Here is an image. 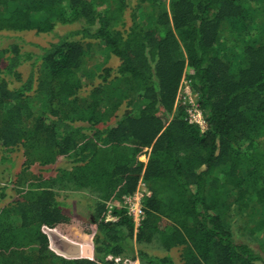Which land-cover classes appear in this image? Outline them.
Instances as JSON below:
<instances>
[{"label": "trees", "instance_id": "trees-1", "mask_svg": "<svg viewBox=\"0 0 264 264\" xmlns=\"http://www.w3.org/2000/svg\"><path fill=\"white\" fill-rule=\"evenodd\" d=\"M129 1L0 0V33L56 36L38 53L0 50V147L24 159L0 187V202L15 193L0 203V264H177V247L180 264H264V242L252 241L264 232V0ZM103 51L116 67L83 96ZM183 77L205 132L175 107ZM140 180L150 196L139 227L118 209L105 222L107 203ZM69 192L92 200L67 203ZM71 205L86 219L67 215ZM233 206L259 218L250 242L234 238Z\"/></svg>", "mask_w": 264, "mask_h": 264}, {"label": "rangeland", "instance_id": "rangeland-1", "mask_svg": "<svg viewBox=\"0 0 264 264\" xmlns=\"http://www.w3.org/2000/svg\"><path fill=\"white\" fill-rule=\"evenodd\" d=\"M130 5L131 7H136L139 4V0H130ZM147 6V5H145ZM129 10V9H128ZM126 11L124 14V21L125 24L128 20L129 16V11ZM71 27V26H70ZM72 28H76V25H73ZM66 27H61L59 28V33H63ZM1 39H0V50L1 48H5L9 44H17L22 51L25 52H31V53H38L39 47H45L49 43L55 42L56 41V36L55 35H45V34H36L34 31H23V32H8V33H0ZM98 56L95 58L94 62L92 65L87 66L86 70L90 71L92 73V76L90 77V80H87L86 84H88L87 87L83 89L81 94L85 96L88 91L91 88V84H94L96 86L97 84L101 83L100 75L102 74V69L104 68H110L114 71L116 67V62H118L117 58L114 56L110 55L107 51H103L97 54ZM3 65V61L1 60V66ZM18 71L21 73L22 80L26 79L27 76L30 73V66L28 64H25L24 66L19 67ZM114 75V72H112L111 77ZM16 83L15 85H17ZM124 110V106L121 107L120 112ZM119 112V113H120ZM8 157L11 160V163H3L2 158ZM24 159L22 157L21 151H14V150H2L0 147V187L4 186L6 184V180L8 179H13L15 175H17L21 168H22V163ZM142 162L146 163L147 159L142 158ZM38 165H34L30 168L31 172L33 174H38L41 169ZM48 168H52L51 171L43 173L44 177H52L55 176L56 173H54L53 169L55 166H51ZM10 169V170H9ZM7 194V197L3 199L0 203L2 205L10 202L14 197L15 193L12 191V187H9L7 191H5ZM61 198L65 200V202L69 203H75L77 201H80L81 206H84L85 203H89L92 198L90 199L89 196L85 194H79L77 192H69L66 193L65 195H60ZM250 205V204H249ZM82 208L76 207V205H71L68 208L64 209V212L71 216L73 219L80 221L84 220V210H81ZM233 219L229 222L230 227L232 230V233L234 234V238L236 241L239 242H250V237H249V230L254 229L256 226V221L259 219L257 216L253 217L252 216V210L250 209V206L245 209H237L235 206L231 207L230 209ZM75 212V213H74ZM250 217L255 218V220L251 221ZM255 221V222H254ZM262 235H261V234ZM255 235L252 237L253 243V248L256 250H260L261 243L264 242V232H257L254 233ZM77 248L80 249H87L88 246L83 245L82 241L77 242L76 244ZM53 247L57 249L58 251H62L64 249L63 244H60V242L54 241L53 242ZM140 249H145L146 251H150L151 254H156L159 255L163 253L161 249L155 248L152 245L149 246H142L138 245L137 246ZM181 253V248H173L170 251L171 256L174 258V260L177 262V264H180L179 261V256ZM92 252H89L85 255L90 256L92 255ZM120 264H128L127 261L124 259H118ZM139 264V263H138Z\"/></svg>", "mask_w": 264, "mask_h": 264}, {"label": "built area", "instance_id": "built-area-1", "mask_svg": "<svg viewBox=\"0 0 264 264\" xmlns=\"http://www.w3.org/2000/svg\"><path fill=\"white\" fill-rule=\"evenodd\" d=\"M176 106L184 107V120L187 124L197 126L201 132L207 130L204 115L192 91L191 81L184 77L178 88L175 100V107ZM148 196H150V193L146 190L144 184L140 180L136 191L133 194L123 197L122 200L117 203H107V212L104 221L108 223H116L118 221V216L114 214V210H123L132 220L136 230L145 217L142 203Z\"/></svg>", "mask_w": 264, "mask_h": 264}]
</instances>
